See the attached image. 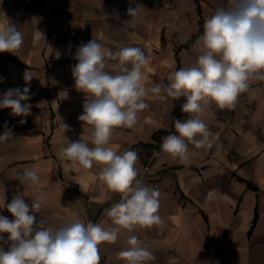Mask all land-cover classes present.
<instances>
[{"label": "crops", "instance_id": "obj_1", "mask_svg": "<svg viewBox=\"0 0 264 264\" xmlns=\"http://www.w3.org/2000/svg\"><path fill=\"white\" fill-rule=\"evenodd\" d=\"M230 0H0V24H16L24 43L15 54L0 53V98L10 88L30 87L31 114L20 117L0 109V204L20 193L26 202L45 197L38 214L50 226L78 215L87 223L106 221V209L120 201L91 170L62 159L69 141L87 139L78 117L84 94L75 87L71 68L77 48L92 39L105 50L140 47L149 59L147 85L167 84L179 68L200 54L198 37L216 8ZM143 8L136 18L128 8ZM126 21H132L130 26ZM57 56L59 58H57ZM28 73L32 79L25 83ZM185 98H153L131 129H117L110 146L138 153L144 183L159 189L163 227L137 228L156 259L148 264H264V81H254L235 109L207 107L201 118L220 134L221 148L194 149L183 164L161 150L163 138L175 134V120L187 119ZM174 105V107H173ZM26 122L21 124L20 120ZM62 123L69 126L64 133ZM122 133V134H121ZM40 176L42 193L16 180L25 167ZM0 215L13 219L5 208ZM5 239L7 233L3 234ZM129 235L102 244L104 264H125L118 253Z\"/></svg>", "mask_w": 264, "mask_h": 264}, {"label": "clouds", "instance_id": "obj_2", "mask_svg": "<svg viewBox=\"0 0 264 264\" xmlns=\"http://www.w3.org/2000/svg\"><path fill=\"white\" fill-rule=\"evenodd\" d=\"M142 9L138 4L127 12L134 19ZM126 23L134 26L132 21ZM23 43V33L16 24H0V53L15 54ZM197 43L200 54L193 65L179 68L167 84L151 86L144 71L149 59L142 48L105 50L95 39L77 48L73 57L77 63L71 72L76 89L84 94L78 119L88 138L69 141L65 137L60 155L86 170L99 166V179L120 195V201L106 209L111 220L108 227L104 226L106 221L85 223L78 215L53 227L38 218L44 208L43 194L30 202L20 193L13 195L10 202L0 204L13 217L10 220L0 215V264H100V246L116 244L122 231L129 233L126 247L118 253L125 264H148L156 259L151 247L135 232L138 227H163L161 193L138 178V153L133 149L118 152L110 142L117 129H131L138 123L139 114L149 108L146 100L151 95L173 101L185 98L180 108L188 118L175 120V134L163 138V153L187 164L194 149L221 148L220 134L211 131L201 116L213 104L235 109L241 94L248 92L254 81H264V0H230L228 7L216 8L205 19ZM31 79L26 72L25 83ZM30 100V87L10 88L0 98V109L10 108L12 115L27 117L32 109ZM62 127L64 133L69 130L65 123ZM13 137L6 127L0 143ZM16 180L42 193L40 176L33 167L18 172Z\"/></svg>", "mask_w": 264, "mask_h": 264}, {"label": "built area", "instance_id": "obj_3", "mask_svg": "<svg viewBox=\"0 0 264 264\" xmlns=\"http://www.w3.org/2000/svg\"><path fill=\"white\" fill-rule=\"evenodd\" d=\"M100 264H104V260L101 258Z\"/></svg>", "mask_w": 264, "mask_h": 264}]
</instances>
